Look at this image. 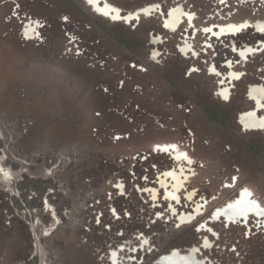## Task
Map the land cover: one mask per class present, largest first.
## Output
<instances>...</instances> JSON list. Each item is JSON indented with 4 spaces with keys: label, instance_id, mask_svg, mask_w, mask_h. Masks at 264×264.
<instances>
[{
    "label": "rangeland",
    "instance_id": "1",
    "mask_svg": "<svg viewBox=\"0 0 264 264\" xmlns=\"http://www.w3.org/2000/svg\"><path fill=\"white\" fill-rule=\"evenodd\" d=\"M107 1L162 13L126 24L86 0H0V264H156L174 251L264 264L260 220L211 221L243 188L264 202V126L243 120L264 85V0ZM178 4L193 27H164ZM30 20L41 26L28 39ZM229 21L249 26L203 33ZM246 45L259 49L245 60L234 49ZM172 143L192 161L158 147ZM180 164L190 177L170 198L165 174Z\"/></svg>",
    "mask_w": 264,
    "mask_h": 264
},
{
    "label": "bare ground",
    "instance_id": "2",
    "mask_svg": "<svg viewBox=\"0 0 264 264\" xmlns=\"http://www.w3.org/2000/svg\"><path fill=\"white\" fill-rule=\"evenodd\" d=\"M87 4L91 6L92 10L96 13L100 14L101 16L107 17L113 21H123L126 24H131L134 20H139L141 18L140 14L144 16H151L153 13H162V7L160 4H148L143 7L137 8L132 11H125L116 6L111 4L107 0H92L91 3H89V0H86ZM183 6V5H182ZM181 5L173 6L168 10V13L163 18V24L164 27L167 29H172L173 31L177 30V28L181 25V23H189L193 27L194 23V13L188 12L186 8ZM34 21V22H32ZM256 21V20H255ZM230 23L225 25H208L204 27L203 33L210 34L211 36H216L217 38H220L222 36H232L237 35L240 32H242L244 29H246L249 25V22H243V23H233L229 21ZM253 25V24H252ZM41 25H37L35 23V20H30L28 25L24 29V33L26 34L28 39H31L32 37L36 36L37 30ZM256 28H261L264 30V22H260L255 24ZM250 28V27H249ZM239 29V31H237ZM195 30L194 32H196ZM223 38V37H222ZM184 45H180L179 48L183 53H187V50L191 47V44L188 40L184 42ZM209 45H211L208 42ZM259 46V45H257ZM235 48V47H234ZM233 48V49H234ZM259 47L257 49L255 46H249L246 45L242 48L234 49V51L240 55L243 59H248L249 56L253 55V53L257 52ZM195 55H197L196 51ZM234 61H228L225 65L231 69L228 75L230 81L238 80L240 77V74L234 70ZM136 67V65H133V67ZM216 67H212L210 69V74L217 75L220 77V85H222L221 81L224 80L225 76L221 74L220 72H217ZM141 70V68H138ZM222 76V77H221ZM223 78V79H222ZM225 82L224 84H226ZM229 83V82H228ZM224 99H228L230 96V86L224 85L219 88V92L217 93ZM249 95L251 99L255 101L256 108L249 110L247 112L243 113V120L250 119V123H252V126H264V116L259 117V111L260 109H263L264 105V85L261 84H255L250 86ZM242 120V121H243ZM241 121V122H242ZM243 123V122H242ZM246 124V123H245ZM261 127V128H262ZM248 129L249 127H245ZM259 128V127H258ZM159 149L162 152H171L172 155L175 156L177 159H181L183 157H187L185 152H181L180 146L178 144L172 143V144H166V145H159ZM227 149H230L228 147ZM188 158V157H187ZM185 159V158H184ZM185 161V160H184ZM183 161V162H184ZM187 161L190 163L192 161L190 158L187 159ZM188 163V164H189ZM190 169V167H189ZM180 170V172H179ZM165 180L168 178H171L173 182V189L170 191H167V196L172 198H178L179 197V191L180 189L185 186L187 180L190 177V174H186L184 172V167L182 164L179 165L178 169H172L168 172H166ZM229 187H232L233 185H227ZM194 192H191L188 194V198H193ZM158 191L153 190V197H157ZM173 211L175 212V208H173ZM195 215L184 213L180 216V219L182 222H192L194 220ZM254 217L255 219L260 220V223L262 224L261 227L264 228V202H261L256 196L253 190L249 189L248 187L243 188L235 198L231 199L227 203H225L222 207L216 209L212 216V220L216 219H226L229 222H236V221H245L244 225L248 224V221L250 218ZM209 222V221H208ZM207 222V223H208ZM230 224V223H229ZM194 261L191 259L188 255L179 254L177 251H174V253H170L168 255H165L160 258V261L156 262V264H194Z\"/></svg>",
    "mask_w": 264,
    "mask_h": 264
},
{
    "label": "snow or ice",
    "instance_id": "3",
    "mask_svg": "<svg viewBox=\"0 0 264 264\" xmlns=\"http://www.w3.org/2000/svg\"><path fill=\"white\" fill-rule=\"evenodd\" d=\"M91 2H92V0H89V3H91ZM65 19L67 20V17H65ZM237 31H239V29H237ZM3 174H4L5 177L8 176V173L7 172H4Z\"/></svg>",
    "mask_w": 264,
    "mask_h": 264
}]
</instances>
